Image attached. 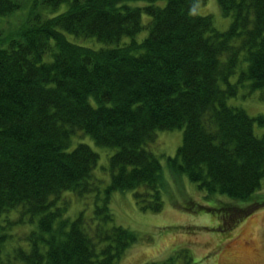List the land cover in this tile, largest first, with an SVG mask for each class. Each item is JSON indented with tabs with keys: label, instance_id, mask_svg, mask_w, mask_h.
<instances>
[{
	"label": "trees",
	"instance_id": "trees-1",
	"mask_svg": "<svg viewBox=\"0 0 264 264\" xmlns=\"http://www.w3.org/2000/svg\"><path fill=\"white\" fill-rule=\"evenodd\" d=\"M132 1L0 0V215L18 209L0 221V264L122 258L141 236L115 222L114 191L133 189L143 210L163 208L168 182L147 147L157 129H184L167 157L174 179L184 173L207 195L228 196L215 205L190 199L186 209L215 212L227 229L264 205L238 201L264 182V114L228 102L248 86L264 101V0H218L232 16L225 30L198 11L206 0ZM78 131L116 147L105 187L95 175L100 154L84 141L69 148ZM66 191L94 193L92 213L67 216L68 200L59 202ZM34 217L38 229L8 232ZM143 264L195 261L175 249Z\"/></svg>",
	"mask_w": 264,
	"mask_h": 264
},
{
	"label": "rangeland",
	"instance_id": "rangeland-1",
	"mask_svg": "<svg viewBox=\"0 0 264 264\" xmlns=\"http://www.w3.org/2000/svg\"><path fill=\"white\" fill-rule=\"evenodd\" d=\"M145 2L133 0L131 4L142 5ZM66 6L67 3H63L58 11ZM198 11L211 14L215 26L221 30L227 29L232 20L231 15L223 14L218 0H206L200 4ZM149 18L148 14H143L145 22ZM147 33V28H144L136 38L141 40ZM67 36L87 45L99 43L95 38H78L70 33H67ZM236 78L237 73L231 77L232 81ZM228 102L244 107L251 114H264V101L260 99V92L251 91L249 86L241 87L239 94L230 97ZM183 133L184 129L180 127L157 129L155 140L147 145L161 159L168 182L163 190L164 204L160 211L141 209L135 201L133 189L114 191L111 208L115 222L136 230L141 236V239L131 244L122 258L114 264H143L147 261L161 260L172 254L175 249H184L191 255L195 264H264V205L254 208L250 214L227 229L219 227L221 220L217 213L186 209L183 206L186 204L185 201L190 199L204 205H215L220 199L226 200L228 197L223 193L207 195L205 189L200 188L196 181L184 173L182 176L177 174L176 179L172 177L167 157L176 155L183 141ZM79 141L89 143L100 154L95 175L103 180L102 187H105L111 176L109 158L116 151V147L98 144L90 134L78 131L73 136L69 148L74 147ZM254 196L252 199L238 201L244 205L264 198V182ZM66 199L68 200L66 215L70 218L76 217L84 208L89 214L93 211L94 193L79 197L73 192L66 191L61 195L60 204ZM17 211L18 209H12L9 213H2L0 221L6 217H15ZM32 229H38V217H34L32 221L25 220L23 224L10 226L8 232L24 235ZM236 239L240 242L236 243ZM9 247L6 244L5 250Z\"/></svg>",
	"mask_w": 264,
	"mask_h": 264
},
{
	"label": "bare ground",
	"instance_id": "bare-ground-1",
	"mask_svg": "<svg viewBox=\"0 0 264 264\" xmlns=\"http://www.w3.org/2000/svg\"><path fill=\"white\" fill-rule=\"evenodd\" d=\"M235 242L237 243V242H240V241L238 239H236Z\"/></svg>",
	"mask_w": 264,
	"mask_h": 264
}]
</instances>
